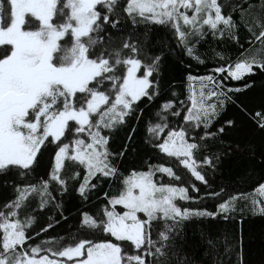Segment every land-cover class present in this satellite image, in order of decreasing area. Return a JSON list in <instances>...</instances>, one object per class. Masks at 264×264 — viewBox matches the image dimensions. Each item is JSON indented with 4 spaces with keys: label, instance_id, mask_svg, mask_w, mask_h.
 <instances>
[{
    "label": "snow or ice",
    "instance_id": "6c2138e0",
    "mask_svg": "<svg viewBox=\"0 0 264 264\" xmlns=\"http://www.w3.org/2000/svg\"><path fill=\"white\" fill-rule=\"evenodd\" d=\"M253 7L248 0H0V177H17L4 181L13 195L0 205V264H204L187 250L193 222L209 264H233V258L248 264L243 230L229 240L216 227L235 219L237 197L223 199V187L208 193L220 198L215 211L178 202L196 199L189 190L199 192L184 175L208 187V170L215 173L236 153L264 172V101L257 110L232 98L252 89L257 73L264 76V18L249 15ZM241 25L251 37L248 48L240 43ZM156 26L165 35L154 39ZM209 35L238 46V56L205 51L216 62L212 73L194 76L189 64L187 99L175 90L165 99V59L179 50L205 64L199 45ZM229 79L243 80L244 88H228ZM157 101L145 122V143L186 172L165 161L125 175L119 165L136 127L117 148L112 133L139 122L141 104ZM229 105L259 144L228 139L240 127ZM45 152V171L33 181ZM156 172L180 183L157 182ZM117 179V191L103 190ZM70 184L83 201L99 192L97 211L77 213L67 237L29 244L36 212L55 209L59 216H50L41 232L53 228L54 219L56 225L69 220L63 197ZM255 192L264 197V183ZM251 203L253 215L258 206L264 217V201Z\"/></svg>",
    "mask_w": 264,
    "mask_h": 264
},
{
    "label": "trees",
    "instance_id": "16d2710c",
    "mask_svg": "<svg viewBox=\"0 0 264 264\" xmlns=\"http://www.w3.org/2000/svg\"><path fill=\"white\" fill-rule=\"evenodd\" d=\"M249 3L253 4L254 7L249 10V15L259 16L264 18V11H261L260 4L264 3V0H248ZM234 19L237 23L240 22L239 13L234 15ZM153 38L156 36H164L165 30L156 26L152 29ZM240 43L244 48H248V41L251 39L248 31L241 25L239 29ZM174 42V41H173ZM237 47L227 40L221 42L218 39H213L209 35L206 40L202 41L199 45V52L202 54V58L205 59V64L200 65L195 61L190 60L186 56L177 54L169 56L164 61V70L162 76V83L165 86L166 95L165 99L170 97V91L175 90L180 93V99H187V81L186 77L188 75V65L191 64L190 72L192 75H209L212 73V69L216 66V62L209 56H203L205 51L211 52L213 49L220 51L226 50V55L238 56ZM183 61V63L181 62ZM228 88H244V81H234L227 80L224 82ZM193 86L199 91V84L195 83ZM233 100H236L237 105L243 103L248 107H256L264 101V76L257 73L255 77V85L252 89H245L240 93L232 94ZM159 101L153 103L150 107H146L141 104V108H145L142 119L137 122L135 120H130L129 125L123 127L116 132L112 133V147L117 148L126 141L131 127L135 125L136 132L132 137L131 143L128 144V150L119 165L120 171L123 174H128L132 170L136 171H146L148 170V165L157 164L160 162H165L167 166H172L174 171L179 174H184L186 170H183L178 162L173 163L172 160H161L157 157L153 149L145 143V122L148 121L150 115L156 108V104ZM230 116L239 117L240 127L232 131L228 137L229 140L239 142L241 145L247 144L251 141H255L259 144V137L252 136L250 133V127L245 120V118L239 113L236 107L229 105L226 109ZM219 125H217L218 127ZM49 159V152H45L42 166L37 169V172L33 174V181L41 177L45 171L44 164L47 163ZM247 156L243 153H236L230 157L225 158L222 165L213 173L209 171L208 180L209 185L206 187L199 181L189 180L188 175H184V179L191 183H195L199 188V192H193L189 190V195L195 197L194 201H182L178 202L182 206L186 207H206L210 211L216 210V205L220 202V198L212 197L208 193L212 191L220 192L221 188H224V192L221 194L223 199H228L229 196L237 197L235 203L236 212L234 213L235 219L230 220L225 223L224 221L216 222V227L219 229L221 238L225 236L230 240L233 234H239L240 230H243V253L244 259L248 264H261L264 261V245L260 243L261 232L264 230V217L258 214L253 215L252 211V199L255 198L258 201H264V197L258 196L255 189L258 187L259 183H264V172L259 169H252L247 164ZM157 182L163 183H177L180 182L171 180L166 174L156 172L153 177ZM7 180H17V177L13 174L8 177H0V205H3L7 200L12 198L13 192L11 187H5L4 181ZM119 180L114 182H106L103 185L104 191H117L119 188L116 187ZM100 193H94L89 201H83L74 191V186L70 184L69 192L63 197V204L65 209H70V211H65V215L69 216L67 222L61 221L59 225L55 224V219H59L57 211L55 209L45 210L43 212H36L35 221L32 225L29 234L34 236L33 240H30L29 244H41L43 241L49 238H56L59 240L62 237H67L72 229V224L74 223V217L80 211L96 212L99 207L100 201L97 200V196ZM58 200L60 197H57ZM37 206L36 201H33L31 208ZM31 208L29 211H31ZM52 216L55 219L52 221L54 227L48 229L46 232H41V228L45 227L49 222V217ZM197 231L196 223L189 225L187 231V237L191 242V247L187 250L190 251L197 261L204 260V264H209V261L205 259L204 248L198 246L197 240L195 238V232ZM39 233V235H35ZM233 264L235 260L233 258Z\"/></svg>",
    "mask_w": 264,
    "mask_h": 264
},
{
    "label": "rangeland",
    "instance_id": "374dc122",
    "mask_svg": "<svg viewBox=\"0 0 264 264\" xmlns=\"http://www.w3.org/2000/svg\"><path fill=\"white\" fill-rule=\"evenodd\" d=\"M119 186H120V184H119V182H118V184H117V186H116V187H118V188H119Z\"/></svg>",
    "mask_w": 264,
    "mask_h": 264
}]
</instances>
